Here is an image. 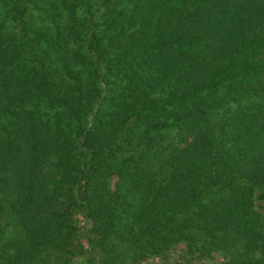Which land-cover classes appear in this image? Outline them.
I'll return each mask as SVG.
<instances>
[{
	"label": "trees",
	"instance_id": "trees-1",
	"mask_svg": "<svg viewBox=\"0 0 264 264\" xmlns=\"http://www.w3.org/2000/svg\"><path fill=\"white\" fill-rule=\"evenodd\" d=\"M0 264H264V0H0Z\"/></svg>",
	"mask_w": 264,
	"mask_h": 264
}]
</instances>
